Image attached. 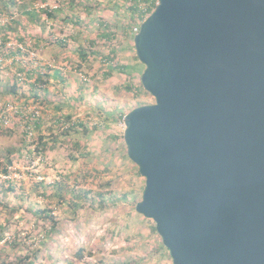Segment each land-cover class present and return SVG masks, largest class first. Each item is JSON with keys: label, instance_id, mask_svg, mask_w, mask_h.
Instances as JSON below:
<instances>
[{"label": "rangeland", "instance_id": "rangeland-1", "mask_svg": "<svg viewBox=\"0 0 264 264\" xmlns=\"http://www.w3.org/2000/svg\"><path fill=\"white\" fill-rule=\"evenodd\" d=\"M109 2H0V28L8 33L0 55V119L10 112L8 123L0 121V161H11L10 172L0 170V179L9 180L0 183V264L20 258L23 264H173L154 220L135 209L146 178L127 156L120 116L155 98L129 90L139 85L146 66L116 25L127 18ZM44 7L61 11L34 21L30 12ZM106 22L115 32L110 41L100 37ZM80 45L89 51L88 61L81 59ZM112 49L128 70L105 59ZM36 71L46 72V89L34 87ZM16 73L20 88L8 93L3 87ZM61 183L86 193V206L76 207L67 192L59 202ZM46 207L58 219L49 235L32 213Z\"/></svg>", "mask_w": 264, "mask_h": 264}, {"label": "water", "instance_id": "water-1", "mask_svg": "<svg viewBox=\"0 0 264 264\" xmlns=\"http://www.w3.org/2000/svg\"><path fill=\"white\" fill-rule=\"evenodd\" d=\"M134 44L155 98L124 119L136 211L173 264H264V0H159Z\"/></svg>", "mask_w": 264, "mask_h": 264}, {"label": "trees", "instance_id": "trees-1", "mask_svg": "<svg viewBox=\"0 0 264 264\" xmlns=\"http://www.w3.org/2000/svg\"><path fill=\"white\" fill-rule=\"evenodd\" d=\"M1 2V0H0ZM159 0H110V6L113 9H116V14H118L119 16H125L127 19L125 21L122 20L121 24H119V22H117L116 25L121 26V28L123 29V35L127 38H131L133 43H134V36H135V28H140L141 24L148 18V16L156 9L157 5H158ZM57 9V8H56ZM57 11H61V10H51L50 8H41L38 12L37 11H32L30 12V14L32 15L34 21L39 22L42 13H46L48 16L50 17H56L57 16ZM102 31L100 33V37L107 39V40H112L114 37L115 32L113 30H111V26L112 24H110L109 22L106 23H102ZM3 29H5L4 27L0 28V36L3 39L4 42H0V53L3 50V47L6 46V40H7V36L8 33L5 32L3 34ZM11 29V28H10ZM96 40L92 39V44H95ZM135 45V44H134ZM20 48H18L17 53H19ZM16 52H11V54H14ZM92 53H97L95 51H91ZM9 54V55H11ZM79 54L81 56V59L83 61H88L90 58V54L89 51H87V49L84 48L83 45H80V50H79ZM2 55V53L0 54ZM16 55V54H14ZM116 55H117V50L112 49L110 50V52L104 56L105 59L108 62H112L114 64V68H119L121 70H128V66L127 65H120L117 60H116ZM136 58H138V56L136 55ZM1 63V61H0ZM112 67V69H114ZM25 73H28V75H34L35 72H33V70H28V69H23L21 70ZM38 72V71H36ZM55 74H59L61 73V70L58 69H54ZM46 72H38L37 74V82L34 84L35 86H40L41 89H46V87L43 85V83L46 82V80H44V74ZM131 73V72H130ZM20 80L18 74H14V76L12 77V81L10 83H8L7 85L5 84V86L3 87L5 91H7L8 93H12V94H16L20 88V82H18ZM129 90L131 89H137V91L139 92H145L146 90L144 89L142 83L140 82L138 86H128ZM37 95V93H36ZM138 107V106H135ZM128 113H122L120 116V119L124 121L125 116ZM3 123V122H2ZM75 124H77L75 122ZM124 138V137H123ZM42 139V138H41ZM47 148V142H42L41 141V149L45 150ZM30 151V150H29ZM31 153V151L29 152ZM128 156V154H127ZM129 157V156H128ZM9 160V159H8ZM11 160V159H10ZM0 170L3 171L4 173L10 172L8 169V164L11 163V161H8V163L4 164V161H0ZM9 180L7 179H0V183L4 184L5 182H7ZM41 184V182H40ZM58 189L60 191V193L62 195L59 196V202H63V196H64V192H67L68 194H70L72 196V202L76 207H84L87 204V200L88 198H86V193L84 194H79L76 193V189L75 188H70V186L66 183V184H59ZM62 198V199H61ZM52 209H48L46 208H39V209H34L32 211L33 215L36 216L35 220H36V224L39 225H43L45 226L48 235L50 233H52V230L56 228L57 223H58V219L57 217L53 214ZM154 230L157 231V227L155 226ZM162 246H164V244L162 243ZM35 251H41L40 248L36 247L34 248ZM21 260L18 262V264H23L25 262V260L23 258H20ZM33 263V262H31ZM29 263V264H31ZM6 264V263H3Z\"/></svg>", "mask_w": 264, "mask_h": 264}, {"label": "built area", "instance_id": "built-area-1", "mask_svg": "<svg viewBox=\"0 0 264 264\" xmlns=\"http://www.w3.org/2000/svg\"><path fill=\"white\" fill-rule=\"evenodd\" d=\"M139 29H140V28H135V34L139 31ZM8 106H10L11 109L14 108L11 104L8 105ZM16 108H17V106H16ZM17 109H18V108H17ZM6 114H10V112H7V111L4 110V114L2 115L0 121H2V122H4V123H8L9 119H8L7 116H5Z\"/></svg>", "mask_w": 264, "mask_h": 264}, {"label": "crops", "instance_id": "crops-1", "mask_svg": "<svg viewBox=\"0 0 264 264\" xmlns=\"http://www.w3.org/2000/svg\"><path fill=\"white\" fill-rule=\"evenodd\" d=\"M2 4H4V3H2Z\"/></svg>", "mask_w": 264, "mask_h": 264}]
</instances>
